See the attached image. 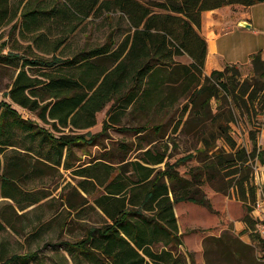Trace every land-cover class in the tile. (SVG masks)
<instances>
[{
	"label": "trees",
	"instance_id": "obj_1",
	"mask_svg": "<svg viewBox=\"0 0 264 264\" xmlns=\"http://www.w3.org/2000/svg\"><path fill=\"white\" fill-rule=\"evenodd\" d=\"M259 3L264 0H0V30L10 27V34L17 30L19 39L28 41L31 55L25 58L18 50L0 55V65L15 70L8 91L3 93L10 102L0 101V147L16 149L10 137L22 134L26 141L23 151L42 165L70 171L78 180L79 191L91 197L87 210L99 217L79 239L45 245L52 251L59 249V264H187L175 251L182 242L173 205L190 201L203 206V160H199L202 167L180 173L178 168L195 157L186 155L171 163L170 149L175 144L160 143V136L167 138L165 125L154 123L153 117L164 113L166 118L179 106L181 117L191 108L186 121L203 124L205 106L218 100L221 92L238 106L246 96L253 104L257 101L264 93V87L259 86L262 81H257L258 77L264 79L261 54L250 57L253 76L243 81L234 74V66L213 70L203 78L207 42L199 32L202 12ZM152 6L164 12H155ZM104 14L110 22L107 42L61 59L70 37ZM35 52L51 58L35 56ZM184 55L189 64L176 62ZM108 61L110 67L105 64ZM201 96L205 100L198 104ZM13 105L34 114L52 131L23 118ZM107 105L101 132L63 133L93 128L96 114ZM127 113L140 116L143 124L119 126ZM179 121L171 134L177 132ZM232 122L227 119L224 124L212 118L214 132L195 136L203 151L211 154L210 169L215 167L218 173L232 169L224 175L235 179L227 188L244 206L242 221L264 252V240L252 233L250 203L256 195L252 172L240 176L241 167H248L249 156L245 149H236L228 127ZM113 127L133 134L142 145L134 160L126 158L130 144H120L117 163L112 152H104L97 162L73 164L75 149L98 146L96 142ZM220 139L229 146V153L215 151V141ZM258 158L264 160V149ZM0 180L9 183L13 179L1 175ZM85 214L78 215L83 219ZM33 260H39V251L13 255L3 264Z\"/></svg>",
	"mask_w": 264,
	"mask_h": 264
},
{
	"label": "rangeland",
	"instance_id": "obj_2",
	"mask_svg": "<svg viewBox=\"0 0 264 264\" xmlns=\"http://www.w3.org/2000/svg\"><path fill=\"white\" fill-rule=\"evenodd\" d=\"M152 7L155 12H164ZM258 8L264 10V7ZM236 10L234 6H225L218 13L221 24L216 27L215 33L221 34L218 41L220 51L214 56V63L221 66L216 70H223L225 66L236 67L237 71H234V74H237L243 81L253 76L251 65L246 64L249 58V46L263 45L264 47L263 43H258V35H262V32H256L264 31V27L237 28L232 14ZM261 17H264V13ZM109 25V18L105 14L91 19L84 31L82 29L80 33H76L66 42L62 48L64 56L61 59L67 58L69 53L77 52L81 48L105 44L109 36ZM122 27L124 28V24ZM9 32L10 27L0 30V55L5 56L10 50H18L20 54L25 55V58L30 59L28 41H21L17 30L12 34ZM199 33L205 39L203 31L200 30ZM115 39L116 41L119 39L117 34ZM34 55L45 59L51 58V56L37 52ZM175 60L181 64L190 63L186 55L177 57ZM105 64L110 67L111 62L108 61ZM210 74L204 70L203 78ZM14 76V68L0 65V101L10 102L8 98H4L3 93L8 91ZM260 80L262 82L259 86L264 87V79L258 77L257 81ZM204 100L203 96L199 97L198 104ZM109 106L107 105L96 114V125L93 128L81 132L75 130L72 132L67 129L63 133L70 135L101 132ZM13 107L23 118L38 122L52 131L50 126L40 122L34 114L14 105ZM190 110L191 108L181 117L183 110L178 106L168 113L166 118H163L164 113L153 117L154 123L165 125L164 131L167 138L160 136L159 139L162 141L160 143L169 141L175 144V147L171 146L170 149L171 163L183 156L195 153L199 145L195 134L198 132L206 135L212 134L214 132L212 118L219 119L224 124L227 119H233V122L228 124L230 136L236 144V149H245L249 156L248 167L246 165L241 167L240 176H247L252 172L254 186L257 182L254 177L258 180L264 179V160L261 161L258 158V153L264 149V93H260L254 104L248 96L244 97L239 106L230 97H224L222 92L219 93L218 100L212 99L209 105L205 106L203 124L186 121ZM180 119L181 124L177 132L171 134ZM121 122L119 126H141L144 120L140 116L127 113ZM116 130V127H113V130L108 129L96 142L98 146L89 145L75 149L72 157L73 164L79 166L97 162L95 160H102L104 152L107 154L112 152V160L117 163L120 156L118 152L120 144H130L134 142L135 137L133 134ZM54 133L59 135L57 132ZM154 139L157 138L154 137ZM10 142L16 145V149L0 147V178L1 175H7L10 180L13 179L9 183L0 180V264L13 255L37 251H39V260L30 261L29 264H59L62 260L57 256L59 249L52 251L51 246L45 247V245L75 241L85 234L88 226L99 221L95 213L87 210L91 208V197H83L79 193L76 189L78 180L72 176L70 171L66 172L58 167L42 165L40 161L34 160L32 155L25 153L21 148L26 144L22 134H13ZM145 143L143 141L141 144L144 146ZM215 151L227 154L231 150L224 140L220 139L215 141ZM135 155L137 153L133 151V153H128L126 158H132ZM201 156L205 164L211 162L210 154L203 151ZM196 164L195 161L190 160L185 165H181L179 171L184 172L185 169L195 167ZM235 170L239 169L233 171ZM231 171L232 169H228L222 174L213 172L217 182L216 187H225L230 182L233 183L235 179L224 178V175ZM228 190L224 194L216 193L210 187L204 188L206 196L210 199L211 211L196 204L185 203L176 206V215L183 232V246L180 251L181 253L186 252L190 264H211L216 258L233 257L247 259V264H264V252L250 231L249 233L244 231L235 233L234 225L242 220L243 208L233 196V191ZM77 210L80 213L86 212L83 219L78 215L80 213H77ZM243 236L247 237L249 245L244 244L241 239ZM220 264L224 263L220 261Z\"/></svg>",
	"mask_w": 264,
	"mask_h": 264
},
{
	"label": "crops",
	"instance_id": "obj_3",
	"mask_svg": "<svg viewBox=\"0 0 264 264\" xmlns=\"http://www.w3.org/2000/svg\"><path fill=\"white\" fill-rule=\"evenodd\" d=\"M234 7H236L237 10L233 11L232 14H233V18L235 19V22H236L235 25L237 28H239V29L242 28V26L240 25L241 23L249 24L250 28H252L254 26H256V28H263L264 27V17H261V15L264 13V10H262L261 8H258V7H264V3L255 4V5L250 6V7H241V6H234ZM220 12H221V9L201 13V30L203 31V36L205 37V40L207 42V56H206L204 70H205V72L207 71L208 74L211 73L213 70L221 68V66L214 63V56L220 51L218 41H219V37L221 36V34L215 33L216 27L221 24V20L219 19V16H218L219 15L218 13H220ZM222 18H224V16ZM256 32L257 33L262 32V35H258V43L264 44V31H256ZM210 35H213V39L209 38ZM257 53H260L262 59L264 60V47H263V45H258V47L257 46H249V52H248L249 58H248V63H246V64H250V57L252 55L257 54ZM1 101H5V100H1ZM134 137H135L134 142H131L129 145L130 153H133V151H136V153H138V152H140V151H138L139 148L142 147V145H138V142H137L138 139L136 138V136H134ZM198 150L200 152L203 151V149L201 148V145L197 146V149L195 150V153L193 154L195 158H193L192 160L197 163L195 167H197V166L202 167V162L201 161L199 162V160H203V157L201 156L203 154L202 153L198 154V152H199ZM135 156L132 158L127 157V160H134ZM210 156H211V154H210ZM203 164H204V167H203V187H201V189H200L201 191H203V196H204L203 206L198 205L196 203H192L190 201H182V202L175 203L173 205V211H174V214H175V217L177 220V225H178V236H180L181 242H182L183 232L180 229L179 219H178V216L176 215V206L177 205L185 204V203L186 204H192V205L196 204L200 207H203L207 211H211V203H210V199L205 194V191H204L205 187H210L216 193L226 194L228 189H230V190H228L229 192L233 191L231 188H227V185L225 187H216L215 184L217 182H216V178H215L213 172L215 171L216 173H218V171L216 170L215 167H213L214 169H210L211 165L209 167V165L207 163L205 164L203 162ZM195 167H190V168H195ZM186 170L187 169H185V171ZM178 171H179V168H178ZM184 172H180V173H184ZM221 174H222V172H221ZM209 177L211 179H213V181L209 182V180H208ZM217 180H218V178H217ZM76 189L79 191V189L77 188V184H76ZM79 193L83 197H86L80 191H79ZM232 194L235 197V199L237 200V202H239L237 197L235 196V193L233 192ZM240 204L243 208V215H244V206L242 205V203H240ZM234 230H235L236 234H238L241 231L248 232V233L250 231L248 229L247 225L242 220L237 221L235 223ZM250 233H251V231H250ZM241 239L245 245H249V240L247 239V237L243 236V238H241ZM182 246H183V242L181 243V245H178V247L176 248L175 251H176L177 255L183 256V258L187 261V264H190V262L188 261L186 252L184 251V253H181V251H180V248ZM159 247H161V246L159 245ZM220 261L223 262L224 264H247V262H248L247 259L245 260L243 258L233 257V258H222V259L216 258L214 260V262L211 264H220Z\"/></svg>",
	"mask_w": 264,
	"mask_h": 264
},
{
	"label": "built area",
	"instance_id": "obj_4",
	"mask_svg": "<svg viewBox=\"0 0 264 264\" xmlns=\"http://www.w3.org/2000/svg\"><path fill=\"white\" fill-rule=\"evenodd\" d=\"M256 195L254 202L250 205V218L253 222L252 233L264 240V179L258 180L254 177ZM259 181V182H258Z\"/></svg>",
	"mask_w": 264,
	"mask_h": 264
},
{
	"label": "water",
	"instance_id": "obj_5",
	"mask_svg": "<svg viewBox=\"0 0 264 264\" xmlns=\"http://www.w3.org/2000/svg\"><path fill=\"white\" fill-rule=\"evenodd\" d=\"M242 27L246 28V29H249L250 28V25L247 24V23H241L240 24Z\"/></svg>",
	"mask_w": 264,
	"mask_h": 264
},
{
	"label": "bare ground",
	"instance_id": "obj_6",
	"mask_svg": "<svg viewBox=\"0 0 264 264\" xmlns=\"http://www.w3.org/2000/svg\"><path fill=\"white\" fill-rule=\"evenodd\" d=\"M209 38H210V39H213V35H210Z\"/></svg>",
	"mask_w": 264,
	"mask_h": 264
}]
</instances>
